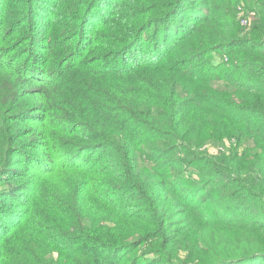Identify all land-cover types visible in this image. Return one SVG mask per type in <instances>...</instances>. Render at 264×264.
<instances>
[{
    "label": "trees",
    "instance_id": "obj_1",
    "mask_svg": "<svg viewBox=\"0 0 264 264\" xmlns=\"http://www.w3.org/2000/svg\"><path fill=\"white\" fill-rule=\"evenodd\" d=\"M253 212L264 0H0V264H264Z\"/></svg>",
    "mask_w": 264,
    "mask_h": 264
},
{
    "label": "rangeland",
    "instance_id": "obj_2",
    "mask_svg": "<svg viewBox=\"0 0 264 264\" xmlns=\"http://www.w3.org/2000/svg\"><path fill=\"white\" fill-rule=\"evenodd\" d=\"M239 7L242 10L243 14H247V13L251 12L252 13L251 18H253L255 15V10L253 8H257V4L255 2H248V1L240 2L239 5L237 6V9H236L237 10L236 14H237L238 20H239V14H238ZM239 23H240V21H239ZM243 27L246 31L248 30V26H243ZM218 58L220 60L222 59L221 56H219ZM216 145L217 144L207 146L209 153L214 154L217 152ZM218 145H220V144H218ZM197 165L198 166L196 169L195 168L192 169V170H194V172H192V174H193V177H195L196 181L203 183L202 181L207 179L209 176H211V173L209 171V168L200 170V164H197ZM237 206H238V204H236L235 202H232L230 207H231V209H235ZM227 208H226V210L229 209V208L228 209ZM238 215H242V212H238ZM247 219L250 221H255V220H259V219L264 221V215L258 214V212H253L251 215H249L247 217Z\"/></svg>",
    "mask_w": 264,
    "mask_h": 264
},
{
    "label": "built area",
    "instance_id": "obj_3",
    "mask_svg": "<svg viewBox=\"0 0 264 264\" xmlns=\"http://www.w3.org/2000/svg\"><path fill=\"white\" fill-rule=\"evenodd\" d=\"M238 14H239V21H240L241 26H248V28H249L251 26V24H252V18H251V14L252 13L249 12L247 14H243L242 10L239 7ZM221 60L227 61V58L222 57Z\"/></svg>",
    "mask_w": 264,
    "mask_h": 264
},
{
    "label": "crops",
    "instance_id": "obj_4",
    "mask_svg": "<svg viewBox=\"0 0 264 264\" xmlns=\"http://www.w3.org/2000/svg\"><path fill=\"white\" fill-rule=\"evenodd\" d=\"M216 58H218V56H216Z\"/></svg>",
    "mask_w": 264,
    "mask_h": 264
}]
</instances>
